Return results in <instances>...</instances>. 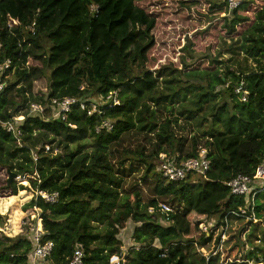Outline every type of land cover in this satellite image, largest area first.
<instances>
[{"label":"trees","instance_id":"1","mask_svg":"<svg viewBox=\"0 0 264 264\" xmlns=\"http://www.w3.org/2000/svg\"><path fill=\"white\" fill-rule=\"evenodd\" d=\"M151 1L0 0V64L11 59L6 74H14L0 93V172L5 175L0 211L11 201L30 198L17 180L29 181L36 194L10 215V226L18 232L24 213H39L43 239L54 242L48 264H69L78 247L86 264H108L120 251L118 236L129 222L139 248L129 250L127 264H264V245L251 238L257 229L248 236L252 249L246 251L241 238L253 221L243 225L244 218L229 214L249 205L251 196H234L226 185L238 173L254 175L264 157V0H241L228 16L186 36L180 66L169 62L155 69L149 53L158 17ZM205 1L210 20L228 13L225 0ZM216 24L221 39L231 41L224 40L215 55L214 43L199 51L196 37ZM224 53L244 54L245 65H229ZM203 59L209 65L195 64ZM43 77L47 87L36 92L35 82ZM242 80L247 102L235 93ZM111 91L118 92L120 104L104 107L100 115L88 116L78 106L67 121L26 115L22 145L3 126L27 114L31 103L47 107L53 99ZM102 119L114 121L115 128L95 134ZM180 123L195 133L181 135ZM139 135L146 141L136 148L122 146ZM46 145L59 152H45ZM201 149L208 150L210 161L204 174L191 172L173 182L158 170L161 153L186 160ZM11 172L21 179L10 181ZM40 191L58 192V199L47 202ZM163 203L174 209L166 222L159 210ZM254 207L263 218L264 192ZM5 219L0 214V222ZM210 222L217 228L208 236L199 226ZM233 222L242 226L233 228ZM223 226L228 238L221 247ZM205 248L208 257L200 251ZM32 250L31 236L3 235L0 264H29Z\"/></svg>","mask_w":264,"mask_h":264},{"label":"built area","instance_id":"2","mask_svg":"<svg viewBox=\"0 0 264 264\" xmlns=\"http://www.w3.org/2000/svg\"><path fill=\"white\" fill-rule=\"evenodd\" d=\"M228 7V14L231 13L235 8H237L241 0H225ZM35 25V23H33ZM9 26L12 23L9 22ZM12 65L11 59H6L0 64V93L5 89L6 80L10 75L6 72L10 69ZM235 93L239 95L243 102H247L249 98V92L246 89V83L244 80L240 81L235 86ZM120 104V99L117 91H111L107 95L98 97H63L53 99L51 105L45 106L40 103H31L27 108V114H21L14 117L11 121L3 123L7 132L14 135L18 143L23 144L24 132L21 125L25 121L26 115L42 117L47 120L48 118L60 119L62 121H67L70 112L75 106L80 107V110L85 111L88 116L100 115L103 113V108L106 106H116ZM47 109L52 110V114L47 116ZM71 127L76 128V125L70 124ZM115 128V123L111 119H102L95 124L94 132L95 134L108 133L113 131ZM45 152L51 154H57L59 152L58 148H52L50 145H46ZM197 157H192L186 160H180L178 155H169L166 153H161L159 155L160 163L158 170L162 173L163 177L168 181H182L186 179L191 172L204 174L210 167V161L207 158V149H201ZM32 158L34 163L38 162V154L36 150H32ZM37 173V172H36ZM17 179H21V176H17ZM192 181H197L193 179ZM232 195L234 196H251V202L247 206L240 207L237 211H230L229 214H234L238 217L251 220L253 222H258L259 217L255 210V197L258 194L264 192V157L259 162L255 174L249 175L244 173H238L233 176L230 180L226 182ZM39 194L47 202L54 203L58 199V192L48 193L45 191H40ZM160 212L165 216L162 222L169 220L170 214L174 212V209L168 204H161ZM150 212H154V208H149ZM39 217V216H38ZM39 222H35L31 225V240L33 243V250L29 254V264H48V259L52 254L54 249V242L52 240H44V229L41 224L40 218ZM217 228L215 223H201L199 229L206 233L208 236ZM223 231L220 241V246L222 247L223 242L228 238L226 234L227 226H223ZM122 241V246L120 251L111 255L108 264H127L128 252L131 248L138 249L139 245L134 241L132 237L129 239H124L122 234L118 236ZM157 247H160L158 241L155 243ZM204 250V249H202ZM210 253L206 256L208 257ZM69 264H86L85 254L81 247L75 249Z\"/></svg>","mask_w":264,"mask_h":264},{"label":"rangeland","instance_id":"3","mask_svg":"<svg viewBox=\"0 0 264 264\" xmlns=\"http://www.w3.org/2000/svg\"><path fill=\"white\" fill-rule=\"evenodd\" d=\"M215 1L222 2L224 0H215ZM149 8L152 11H154L158 17L157 27L155 31L156 44L149 53V57H150L149 66L152 67L153 69L157 68L160 64L169 63V62H174L176 65L180 66V50L185 45L186 36L192 37L196 32L206 29L208 26H210V24L220 21L219 19L221 17L229 15L228 13H226L220 17L217 16L213 20H210L211 18L207 17V15L210 12V7L207 5L205 0H152L149 3ZM217 25L218 24L212 26L205 33L204 36L198 35L196 37L198 41L197 47L199 48V51L204 53L206 46L210 43H214L215 46L214 48L211 49V51L215 55L223 45L224 40L227 41L228 43L231 41L230 39H226V38L223 40L221 39V37L219 36V31H218L219 28H217ZM222 35L224 34L222 33ZM222 51H225V47H222ZM243 56L244 54L233 57L231 53H224L221 56V58L226 59V61L228 60L229 65L236 66L240 64L244 66L245 60ZM195 64L196 65L203 64V66L209 65L206 59H203L202 61H199ZM248 65L250 67H254L255 66L254 61L249 59ZM13 79H14V74L9 76L8 82L12 81ZM47 83L48 80L46 79V77L39 79L38 81L35 82V91L36 92L42 91L47 87ZM178 131H179L178 133H180L181 135L188 137H190L191 135H193V133H195V129L189 125L187 126V124L186 125L181 124L180 127H178ZM144 141H146L144 139V136L141 135H139L138 137L133 136L130 138V140L128 141L125 140L122 146L136 148L137 146H139V144L143 143ZM122 146H118L119 149ZM0 175H2L0 177V182L4 181L5 179L4 172H0ZM17 181H21L19 183H22L23 185H25V187L28 188L30 198L23 202H21V199H19L17 202L11 201V205L7 206L8 208L6 207L7 210L4 209L3 212L0 211V214L6 217L4 223L0 222V239L2 238L3 235L16 236L22 234V235H26L27 237H30L31 236L30 231L32 226L31 224L34 222L37 224L39 222L38 219L39 213L31 216L28 215L26 216L24 213L19 223L20 231L15 232L14 228L10 226V215L18 210H21L23 205L30 201V199L33 196V193L36 194L34 190H32L29 181L23 179ZM37 211L39 212V210ZM244 220L245 221L243 222V225L252 222L251 220H247L245 218ZM133 226L134 224L132 222H129L127 225V229L123 230L122 236L124 239L127 240L131 237V236L127 237V233H131L130 231L129 232L127 231L131 230ZM241 226L242 224L240 222L238 224L236 222L232 223L233 228L236 227V229H238ZM254 228L257 229L256 232L253 231ZM248 229H249L248 232H246L244 236L243 235L241 236L242 241L246 243L245 244L246 251L252 249L255 244L264 245V217L263 218L260 217L258 222H253L252 225L248 227ZM233 232L234 231L231 230V235ZM253 232L254 234L253 236H251V238L252 241L255 242V244L254 242L250 244V242L248 243V236ZM243 242H240L239 246H241ZM200 251L204 255H207L209 253V250L207 248ZM261 256L263 255H259V257ZM255 260L256 259H253L252 262H254Z\"/></svg>","mask_w":264,"mask_h":264},{"label":"water","instance_id":"4","mask_svg":"<svg viewBox=\"0 0 264 264\" xmlns=\"http://www.w3.org/2000/svg\"><path fill=\"white\" fill-rule=\"evenodd\" d=\"M15 177H17V175H16L15 173H12V172H11L9 180L11 181V180H12L13 178H15Z\"/></svg>","mask_w":264,"mask_h":264},{"label":"crops","instance_id":"5","mask_svg":"<svg viewBox=\"0 0 264 264\" xmlns=\"http://www.w3.org/2000/svg\"><path fill=\"white\" fill-rule=\"evenodd\" d=\"M127 232H128V231H127ZM129 236H130V233H127V237H129ZM127 237H126V238H127Z\"/></svg>","mask_w":264,"mask_h":264},{"label":"clouds","instance_id":"6","mask_svg":"<svg viewBox=\"0 0 264 264\" xmlns=\"http://www.w3.org/2000/svg\"><path fill=\"white\" fill-rule=\"evenodd\" d=\"M17 178V177H16ZM39 215V214H38ZM41 220V219H40ZM41 225H42V227H43V224H42V220H41ZM31 232V231H30Z\"/></svg>","mask_w":264,"mask_h":264},{"label":"bare ground","instance_id":"7","mask_svg":"<svg viewBox=\"0 0 264 264\" xmlns=\"http://www.w3.org/2000/svg\"><path fill=\"white\" fill-rule=\"evenodd\" d=\"M40 226H41V224H40Z\"/></svg>","mask_w":264,"mask_h":264}]
</instances>
